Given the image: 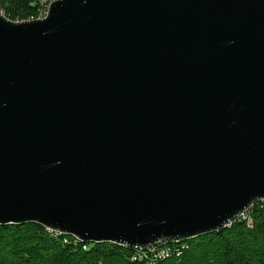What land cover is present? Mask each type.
I'll use <instances>...</instances> for the list:
<instances>
[{"label": "water", "instance_id": "obj_1", "mask_svg": "<svg viewBox=\"0 0 264 264\" xmlns=\"http://www.w3.org/2000/svg\"><path fill=\"white\" fill-rule=\"evenodd\" d=\"M264 198V0L0 12V223L148 246Z\"/></svg>", "mask_w": 264, "mask_h": 264}, {"label": "trees", "instance_id": "obj_2", "mask_svg": "<svg viewBox=\"0 0 264 264\" xmlns=\"http://www.w3.org/2000/svg\"><path fill=\"white\" fill-rule=\"evenodd\" d=\"M53 0H0V12L13 21L37 19ZM225 226L191 237L151 243L150 248L113 241L83 242L47 229L37 221L0 223V264H264V199Z\"/></svg>", "mask_w": 264, "mask_h": 264}, {"label": "built area", "instance_id": "obj_3", "mask_svg": "<svg viewBox=\"0 0 264 264\" xmlns=\"http://www.w3.org/2000/svg\"><path fill=\"white\" fill-rule=\"evenodd\" d=\"M48 5H49V4L46 5V9H45L44 12L42 13V15H43V14L45 13V11L47 10ZM41 17H42V16H40L39 18H41ZM242 215H245L244 211L241 212L238 216L241 217V218H243V219H246L245 216L247 217V215H245V216H242ZM238 216H237V217H238ZM150 245H152V244H150ZM150 245L145 246V247L150 248V250H151V252H152V254H153L154 256H157V255H165V256H168V255H169V250H168V248L163 247V248L155 249L154 246H150ZM142 247H143V246H141V247H139V248H142Z\"/></svg>", "mask_w": 264, "mask_h": 264}, {"label": "rangeland", "instance_id": "obj_4", "mask_svg": "<svg viewBox=\"0 0 264 264\" xmlns=\"http://www.w3.org/2000/svg\"><path fill=\"white\" fill-rule=\"evenodd\" d=\"M46 13H47V10H46L45 13L42 15V17H44V16L46 15ZM242 216H245V215H242ZM245 218H246V216H245Z\"/></svg>", "mask_w": 264, "mask_h": 264}, {"label": "bare ground", "instance_id": "obj_5", "mask_svg": "<svg viewBox=\"0 0 264 264\" xmlns=\"http://www.w3.org/2000/svg\"><path fill=\"white\" fill-rule=\"evenodd\" d=\"M261 199H264V198H261ZM47 229H49V228H47ZM50 230H52V229H50Z\"/></svg>", "mask_w": 264, "mask_h": 264}]
</instances>
